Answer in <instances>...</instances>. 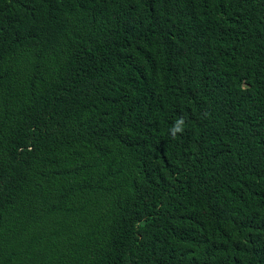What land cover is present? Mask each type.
I'll use <instances>...</instances> for the list:
<instances>
[{
	"label": "trees",
	"instance_id": "1",
	"mask_svg": "<svg viewBox=\"0 0 264 264\" xmlns=\"http://www.w3.org/2000/svg\"><path fill=\"white\" fill-rule=\"evenodd\" d=\"M0 264H264V0H0Z\"/></svg>",
	"mask_w": 264,
	"mask_h": 264
},
{
	"label": "clouds",
	"instance_id": "2",
	"mask_svg": "<svg viewBox=\"0 0 264 264\" xmlns=\"http://www.w3.org/2000/svg\"><path fill=\"white\" fill-rule=\"evenodd\" d=\"M180 129L177 127V128H175L173 131H179Z\"/></svg>",
	"mask_w": 264,
	"mask_h": 264
}]
</instances>
